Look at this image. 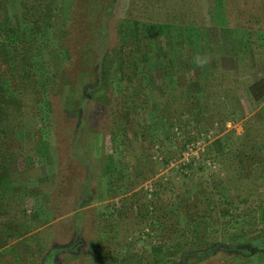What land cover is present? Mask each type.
Masks as SVG:
<instances>
[{"label": "rangeland", "instance_id": "374dc122", "mask_svg": "<svg viewBox=\"0 0 264 264\" xmlns=\"http://www.w3.org/2000/svg\"><path fill=\"white\" fill-rule=\"evenodd\" d=\"M153 1L105 0L102 5L111 8L93 24L94 42L88 50L84 47L91 40L89 31L80 36L73 52L60 51L61 57L74 58L59 70L53 101L55 118L49 122L43 110L34 118V111H30L20 121L24 126L23 135L33 131L32 138L38 139L46 131L51 143L49 155L35 157L32 143L19 134L22 131L15 134L12 129L8 130L5 160L16 178L14 186L22 191L28 212L46 202L54 201L56 206L54 218L29 233L47 227L45 235L50 238L47 248L53 253L52 264H107L105 260L98 262L93 253V243L104 229H108L110 244L122 241H118L123 245L118 249L124 261L132 256L134 264H166L167 256L195 247L201 228L197 220L203 217L205 220L207 209L219 215V220L208 227L211 236L224 242L237 239L234 241L246 243L244 235L238 236L242 218L235 220L232 216L240 211L248 213L246 203L238 201L231 186L224 183L220 161L206 149L229 133L241 135L246 120L256 114L264 135V101H256L249 88V83L260 77L264 69V38L259 34L264 29L263 21L259 20L264 15V1L189 0L186 7H182L178 1L170 0V4L163 6L164 11H170L164 19L183 22L162 27L163 49L158 51V57L152 58L147 67L141 64L134 83L124 79L118 87L113 79L121 53L117 28L130 13L137 17H144V13L156 16ZM83 25L91 27L87 21ZM53 46L57 47V41ZM126 48L127 58L134 45ZM189 50L198 55L192 56L196 68L184 65V71L177 73L169 56L183 55L176 58L179 66L182 63L179 60L185 59ZM44 59L40 60L41 71L54 70L55 65L47 54ZM211 76L232 80L230 85L236 88L235 94L240 100L241 107L235 114L238 118H227L225 127L219 123V117L209 125V119L204 118L207 115L191 101L192 92L203 94L200 84ZM195 77L198 82L192 81ZM148 84V101L140 102L138 91ZM122 90L134 95L133 103L127 101L129 105L134 104L130 109V123L121 117L127 99ZM160 94L168 99L164 106L158 98ZM85 96L91 101L87 103ZM178 99L192 106L191 109L188 105L183 107L180 123L176 121L180 108L174 103ZM228 101L230 108H234L233 97ZM103 104L106 118L101 121L89 118L97 113L95 107ZM262 140L264 145V138ZM21 145L25 161L21 157L16 159L12 153H18ZM107 154L114 156L112 171L105 170ZM222 165L224 167L223 162ZM259 185L264 190V179L259 180ZM252 200L254 205L264 203L263 197ZM183 208L194 212V217L186 216ZM81 213L85 214L82 223ZM248 214L249 219L262 216L259 209ZM125 216L129 224L127 230L115 231L121 222L123 224ZM44 217L46 220L50 216L45 213ZM76 226L80 228L77 233L74 232ZM258 226L263 227L262 223ZM172 230L175 235L171 236ZM71 242V248L67 247ZM153 243L161 244L166 253L153 256L150 250ZM254 252V256L240 259L229 257L235 259L234 264H264L260 259L261 248ZM225 257L218 256L219 261Z\"/></svg>", "mask_w": 264, "mask_h": 264}, {"label": "trees", "instance_id": "16d2710c", "mask_svg": "<svg viewBox=\"0 0 264 264\" xmlns=\"http://www.w3.org/2000/svg\"><path fill=\"white\" fill-rule=\"evenodd\" d=\"M176 1L181 3L179 6L186 7L189 0ZM103 2L105 0H0V264H52L53 253L47 248L50 238L45 235L47 227L40 232L38 230L40 226L48 223L49 219L54 218L56 206L54 201L49 204L46 202L33 207L28 212L22 191L14 186L16 178L10 172L8 161L5 160L4 151L8 149L5 140L9 129H12L15 134L22 131L19 134L25 135L24 140L32 143L33 151L36 152L35 157L49 155L51 143L46 131L38 139L32 138L31 133L33 131H26L23 135L24 126L20 121L30 111H34V118H37L42 110L48 116L49 122L55 118L53 101L56 98L54 91L57 86L56 80L59 70L64 67V64L67 66L66 64L72 62L74 58L69 55L61 57L60 51L67 54L73 52L74 45L76 42L78 43L80 36H83V33L88 34L89 31L91 40L84 47V50H88L87 47H90L91 43L94 42L95 28L93 24L97 19L98 23L111 8V6L105 8L102 5ZM170 3V0H154L156 16L144 13V17H137L134 13H130L122 18V22L120 21L121 27H118L117 30L120 37L119 50L121 53L113 75L118 87L122 85L121 81L124 79L134 83L137 80L141 64L144 63V66L147 67L152 58L158 57V51L163 49L160 38L162 27L166 24H173V22L178 24L183 22H172L169 19H164L170 15V11H164L166 9L163 10V6ZM113 17L115 16L113 15ZM259 20L263 21L264 24V15ZM85 21L91 27L83 25ZM138 25L139 27L142 25L143 29L139 28ZM261 31L262 33L259 34L264 38V29ZM246 35L250 38L248 30H246ZM183 40L185 41V39ZM56 41L57 47H54L53 44ZM130 45H134V48L130 49L126 58L124 52L126 47ZM158 45L159 49L155 50ZM183 46L185 47V44ZM46 54L52 64L55 65V69L42 72L41 65L43 63L40 60L42 61ZM186 54L185 59L179 60L183 63L179 66H177L179 63H177L176 58H182L183 55H178L179 58L176 57L177 54L169 56L171 63L176 66L177 73L184 71V65L190 68L194 66L192 56L195 58L198 55L191 50ZM261 73L260 77L249 83L250 92L258 102L264 101V69ZM148 77H150L151 82L152 74L150 73ZM192 81H197L196 77ZM197 82L194 83L195 87ZM231 82L225 78L211 76L210 79L200 84L202 95L200 91L192 92L191 101L195 102L196 106L199 105V111L207 115L204 118L209 119V125H212L217 117H219L218 120L222 127H225L224 122L227 118H238L235 114L241 107L240 100L235 94L236 88L230 85ZM149 87V84L144 85L142 91H138L140 102L148 101ZM122 93L127 99L121 117L123 116L129 121L132 117L130 109L133 108L132 105L134 104L129 105L127 103H133L132 97L134 95L130 92L126 93L124 90ZM232 97L234 108H230L228 101V98L231 100ZM158 98L161 105L167 104L168 99L163 94H160ZM84 99L87 97L85 96ZM87 100V103L91 101L90 99ZM174 103H177L178 109L180 108L179 116L176 118L177 123H180L185 111L183 107L189 102L178 99ZM104 107V104L102 106L97 105L95 107L97 113L93 114L94 117L90 116L89 118L100 119V121L106 118ZM188 107L191 109L192 106L188 105ZM194 118L197 120L196 116ZM257 118L259 117L256 114L246 120L245 131L241 135L229 133L225 137L216 139L206 149L207 153L213 152L217 160L220 161L224 171V183L231 186L238 201L246 203L247 209L245 208V211L249 213L258 209L261 210L262 216L260 218L254 216V218L249 219L246 217L249 214L242 211L232 215L235 220H240L238 217L242 218L238 236L244 235L246 243L234 241L237 239L224 242L218 237L211 236L208 227L219 220V215L215 212L214 215L207 209V220L206 218L204 220V217L203 219H195L198 228L201 227L196 235L199 240L195 247L181 249L174 255L167 256L168 262L166 264H234L235 259L231 260L230 255L238 259L243 258V256H254V249L257 248L258 250L261 248L263 251L260 259L262 262L264 261V203L258 202L257 205H254V200H252L264 198V190H261L259 185V180L264 179V145L262 143L264 135L261 122L256 120ZM197 129L198 136H200L201 132L199 128ZM128 130L130 131V129ZM15 137L21 141L19 137ZM28 137L29 139H27ZM24 140L22 139V141ZM188 140L191 141V138ZM20 150H22V145L18 148V153H15L16 151H12V153L16 155V159L21 157L22 159H20L25 161V157L21 155L23 151ZM167 161L165 159L164 162ZM112 169H114V156L107 154L105 170L112 171ZM32 191L34 193V190ZM198 201L200 200L198 199ZM183 212L186 216L194 217L195 215L194 212H190L186 208H183ZM45 213L50 216L46 220L45 217L42 218ZM79 220L81 223L84 222L85 214L80 215ZM126 221L127 217L124 218L123 224L120 223L119 229H115V231L127 230L129 224ZM260 223H262L263 229L259 228ZM36 229H38L36 232L29 234ZM79 229V226H76L74 232L77 233ZM173 232L174 230L171 231V236L174 234ZM40 233L42 234L41 237H39ZM76 236H78L77 238L81 237L79 233ZM108 237V229H104L99 231L96 241L93 243V253L96 255V259H99L98 262L105 260L107 264H134L132 256L129 261H124L125 258L121 257L123 253L118 248L123 245L118 243L122 241L118 240L119 242L110 244ZM137 239L140 240V235ZM71 244L72 242L67 247ZM64 248L61 249L64 250ZM150 250L155 257L166 253L164 247L158 243H153ZM142 255L143 257L146 256L145 254ZM224 255L226 257L219 261L218 256Z\"/></svg>", "mask_w": 264, "mask_h": 264}]
</instances>
